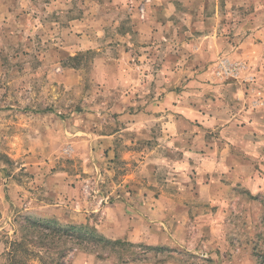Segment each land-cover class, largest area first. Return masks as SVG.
<instances>
[{
  "label": "rangeland",
  "instance_id": "rangeland-1",
  "mask_svg": "<svg viewBox=\"0 0 264 264\" xmlns=\"http://www.w3.org/2000/svg\"><path fill=\"white\" fill-rule=\"evenodd\" d=\"M132 17L162 34L128 37ZM262 45L264 0H0V264L23 217L91 226L112 241H68L61 264H261ZM128 60L143 82L128 84ZM222 60L233 75L218 73ZM196 74L217 85L196 103L222 104L236 83V126L245 111L257 118L229 133L226 163L188 164L152 143L162 135L128 130V107L150 104L156 88L197 89L186 82ZM206 135L220 151L219 132ZM128 218L141 220L135 240Z\"/></svg>",
  "mask_w": 264,
  "mask_h": 264
},
{
  "label": "crops",
  "instance_id": "crops-1",
  "mask_svg": "<svg viewBox=\"0 0 264 264\" xmlns=\"http://www.w3.org/2000/svg\"><path fill=\"white\" fill-rule=\"evenodd\" d=\"M155 3L160 4L158 1ZM151 17L152 14L150 15V18ZM131 22L137 24V27H132L133 33L128 31V37L130 38H132V35L141 37L140 39H142L148 35L162 34V28H160L158 24L151 27L148 22L143 23L138 19H133V17ZM133 45V40H128L129 59H133L134 51L129 47ZM235 48H242V45L235 46ZM175 66H173L174 70L177 69ZM135 68L140 69L142 66L130 63L128 60V84H135L138 78H141L140 80H142V82L144 81L143 76L137 77ZM205 78L206 76L202 74H196L195 77L188 78L186 82H193L195 85H198L197 89H188L189 91H182L181 88L177 90L156 88V92L153 93V96H149L151 97L150 99H152L150 104L147 103L148 98H146L147 102L144 106L140 108L128 107V121H135V123H128V130H131L135 134L140 133L142 140L150 139L153 133L162 135V140L157 139L158 141L152 143L156 145V147H159L161 146V144L159 145L161 141V143H163L162 146L165 145V147L168 146L169 148L183 152L182 155L186 157L182 156L181 153L178 155L188 164L191 163V158H195L196 156L201 158L205 164L212 161L228 162V145H230V142L234 144V138L231 140L228 136L229 133L232 132L230 136H236L238 138L242 133L246 132V130L255 127L257 118L254 114H251L253 117H250V112L245 111L242 117L244 120L242 123L243 126H236V113L231 108V101H235L233 99L238 96H242L243 98V94L239 91V86L236 83H226L225 89L228 92L226 102L223 99L221 104L218 98H216L217 102H211L212 104L209 105V107L201 106L196 103L195 101L198 100V93L201 91L206 92L203 91L204 87L210 86L213 89L217 86L213 84V82L209 84L208 82H204L206 80ZM180 80L181 78L177 77L174 79V83L180 85ZM155 82H157V80ZM236 89H238L237 95H235ZM128 99H133L131 92L130 94L128 93ZM209 101H213L212 93H210ZM138 119H141L140 123H138ZM239 119H241V116ZM153 120H157L155 125ZM213 132H219L221 136V139L218 138V140H220V151L215 149L213 140L206 135V133L211 134ZM233 132H236L235 134L237 135ZM140 159V165L146 163L149 159V154L144 156L141 155ZM137 212L138 211H136V215H138ZM139 222H141V220L134 223V219L128 218V239H136L137 235L134 236L135 238H132L134 233L130 231V229L137 227ZM121 235H123V233H121Z\"/></svg>",
  "mask_w": 264,
  "mask_h": 264
},
{
  "label": "trees",
  "instance_id": "trees-1",
  "mask_svg": "<svg viewBox=\"0 0 264 264\" xmlns=\"http://www.w3.org/2000/svg\"><path fill=\"white\" fill-rule=\"evenodd\" d=\"M68 241L77 245L87 242L112 243L91 226H61L55 219L40 220L23 217L19 222L16 237L6 241L5 255L8 259L6 264H26L29 258H36L40 264H61L66 250L63 244ZM115 242L120 243L119 240ZM260 263L264 264L263 258Z\"/></svg>",
  "mask_w": 264,
  "mask_h": 264
},
{
  "label": "built area",
  "instance_id": "built-area-1",
  "mask_svg": "<svg viewBox=\"0 0 264 264\" xmlns=\"http://www.w3.org/2000/svg\"><path fill=\"white\" fill-rule=\"evenodd\" d=\"M218 73L220 75H233L235 73V67L232 63L227 60L220 61Z\"/></svg>",
  "mask_w": 264,
  "mask_h": 264
}]
</instances>
